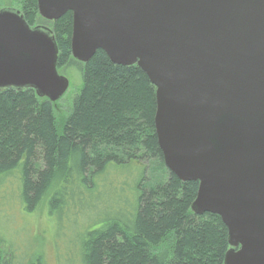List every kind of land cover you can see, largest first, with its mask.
Returning a JSON list of instances; mask_svg holds the SVG:
<instances>
[{"label":"water","instance_id":"obj_1","mask_svg":"<svg viewBox=\"0 0 264 264\" xmlns=\"http://www.w3.org/2000/svg\"><path fill=\"white\" fill-rule=\"evenodd\" d=\"M42 18L71 11L73 57L102 49L156 87L165 166L197 181L196 214L228 229L225 264H264V0H37ZM51 28L0 6V90L68 91Z\"/></svg>","mask_w":264,"mask_h":264},{"label":"trees","instance_id":"obj_2","mask_svg":"<svg viewBox=\"0 0 264 264\" xmlns=\"http://www.w3.org/2000/svg\"><path fill=\"white\" fill-rule=\"evenodd\" d=\"M0 4L19 9L31 26L42 20L37 0ZM49 24L58 71L76 66L82 87L62 121L34 89L0 90V194L14 192L25 211L44 205L68 229L81 264H225L226 225L219 215L194 213L199 183L165 166L147 74L113 63L102 49L87 63L76 60L71 11ZM106 187L123 211L85 225L87 198ZM18 248L0 235V264H32Z\"/></svg>","mask_w":264,"mask_h":264},{"label":"rangeland","instance_id":"obj_3","mask_svg":"<svg viewBox=\"0 0 264 264\" xmlns=\"http://www.w3.org/2000/svg\"><path fill=\"white\" fill-rule=\"evenodd\" d=\"M0 6L4 7L1 4ZM50 22L52 21L42 18L35 25L50 28ZM62 74L69 79L70 86L65 95L54 102L55 114L60 121L68 116L73 97L82 87V74L76 66L68 68ZM146 162L148 164V161ZM118 200L119 196L112 193L109 187H106L104 192L87 198L86 203L90 212L83 223L90 224L98 217L106 218L110 212L116 214L120 209L123 211L120 202L118 205ZM51 218L44 205L33 212L25 211L14 192L10 190L0 194V235L11 240L13 245L19 246L21 253L29 258H27L29 263L81 264L76 247L74 250L71 248L73 245L69 242L68 229L63 225L58 228L57 221H52ZM74 228L80 233L84 227L79 223Z\"/></svg>","mask_w":264,"mask_h":264}]
</instances>
